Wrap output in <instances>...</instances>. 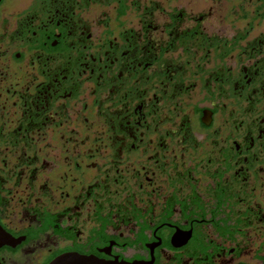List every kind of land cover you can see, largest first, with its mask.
Wrapping results in <instances>:
<instances>
[{"label": "flooded vegetation", "instance_id": "af4514ba", "mask_svg": "<svg viewBox=\"0 0 264 264\" xmlns=\"http://www.w3.org/2000/svg\"><path fill=\"white\" fill-rule=\"evenodd\" d=\"M264 264V0H0V264Z\"/></svg>", "mask_w": 264, "mask_h": 264}, {"label": "water", "instance_id": "95a60500", "mask_svg": "<svg viewBox=\"0 0 264 264\" xmlns=\"http://www.w3.org/2000/svg\"><path fill=\"white\" fill-rule=\"evenodd\" d=\"M52 264H92V262L89 258L77 254H71L54 261Z\"/></svg>", "mask_w": 264, "mask_h": 264}]
</instances>
